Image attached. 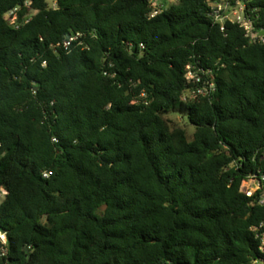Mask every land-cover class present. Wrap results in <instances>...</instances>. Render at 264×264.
Segmentation results:
<instances>
[{
  "label": "trees",
  "instance_id": "16d2710c",
  "mask_svg": "<svg viewBox=\"0 0 264 264\" xmlns=\"http://www.w3.org/2000/svg\"><path fill=\"white\" fill-rule=\"evenodd\" d=\"M214 1L162 0L152 17L150 0H0V229L13 264L264 258L252 230L264 223V45L222 31ZM20 6L15 29L5 14ZM251 6L264 22V0ZM73 33L88 47L53 48ZM191 63L214 71L211 98L183 99ZM251 179L261 188L243 190Z\"/></svg>",
  "mask_w": 264,
  "mask_h": 264
},
{
  "label": "built area",
  "instance_id": "2783aa9c",
  "mask_svg": "<svg viewBox=\"0 0 264 264\" xmlns=\"http://www.w3.org/2000/svg\"><path fill=\"white\" fill-rule=\"evenodd\" d=\"M173 2V0H168ZM252 0H216L211 3L209 10V17H211L214 23L219 24L222 31H225L227 24H235L242 27L245 32V36L250 44L264 45V22L261 21V15L258 13L257 7L251 6ZM154 11L152 17H156L163 11L165 5L162 0H150ZM32 3L27 1L24 7L31 8ZM23 10V7H17L10 10L5 14V18L8 23L15 29L20 28L19 14ZM86 34L73 33L68 36L63 42L53 46L54 49L70 50L74 45L78 47L87 48L88 45L85 42ZM144 48V45H141ZM46 65V62H44ZM186 87L183 99L185 101L193 100L199 97L211 98L217 91V84L215 81V74L211 68H204L193 63L186 66ZM143 97H146L145 93H142ZM52 176V172H44V178L48 179ZM264 181V176H263ZM256 183V187L251 188L249 184ZM261 188V183L258 179H251L244 183L242 187L245 191H255ZM7 197V191L4 188H0V203ZM260 205H264V195L259 201ZM255 232L256 238L261 242L260 250L264 254V223L260 226L252 227ZM9 238L8 234L0 229V259L3 260V264H13L9 259ZM250 264H264V258H257L252 260Z\"/></svg>",
  "mask_w": 264,
  "mask_h": 264
},
{
  "label": "rangeland",
  "instance_id": "374dc122",
  "mask_svg": "<svg viewBox=\"0 0 264 264\" xmlns=\"http://www.w3.org/2000/svg\"><path fill=\"white\" fill-rule=\"evenodd\" d=\"M50 7H54L56 6V0H47ZM164 4V2H162ZM168 3H171V2H167V5ZM170 118L173 120V122L178 125V126H181L185 129H187L188 133H189V136L192 137V135H194L195 131H196V128L190 124L189 120L187 118H184V117H181V116H178V115H171ZM250 186H253L251 188H254L256 187V183H252V184H249Z\"/></svg>",
  "mask_w": 264,
  "mask_h": 264
},
{
  "label": "water",
  "instance_id": "95a60500",
  "mask_svg": "<svg viewBox=\"0 0 264 264\" xmlns=\"http://www.w3.org/2000/svg\"><path fill=\"white\" fill-rule=\"evenodd\" d=\"M26 251L28 252V249H26Z\"/></svg>",
  "mask_w": 264,
  "mask_h": 264
}]
</instances>
